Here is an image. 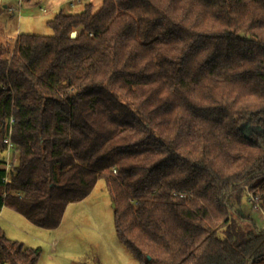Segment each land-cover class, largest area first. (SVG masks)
<instances>
[{
  "label": "trees",
  "instance_id": "16d2710c",
  "mask_svg": "<svg viewBox=\"0 0 264 264\" xmlns=\"http://www.w3.org/2000/svg\"><path fill=\"white\" fill-rule=\"evenodd\" d=\"M88 1L0 43V212L54 229L104 179L140 264H264V0Z\"/></svg>",
  "mask_w": 264,
  "mask_h": 264
},
{
  "label": "rangeland",
  "instance_id": "374dc122",
  "mask_svg": "<svg viewBox=\"0 0 264 264\" xmlns=\"http://www.w3.org/2000/svg\"><path fill=\"white\" fill-rule=\"evenodd\" d=\"M95 9L101 0H90ZM0 0V43H11L21 33L52 35L47 21L59 11L80 12L88 0ZM5 5L14 6L10 13ZM45 8V9H43ZM243 203L241 212L254 218L264 228V212ZM114 202L104 179H99L91 193L79 202L70 203L61 224L54 229L37 227L20 214L4 209L0 227L7 238L25 247L41 249L37 264H140L118 238L114 223Z\"/></svg>",
  "mask_w": 264,
  "mask_h": 264
},
{
  "label": "built area",
  "instance_id": "2783aa9c",
  "mask_svg": "<svg viewBox=\"0 0 264 264\" xmlns=\"http://www.w3.org/2000/svg\"><path fill=\"white\" fill-rule=\"evenodd\" d=\"M82 0H71L70 4L73 7L75 5L76 2H81ZM10 11H13V7H10L9 9ZM13 119H11V123H12ZM10 132H11V128H10ZM4 142L7 144V149L5 151V159H6V168L7 171L12 168L13 166V162L11 161V156H12V150H13V144L10 138V133L7 135V137L4 139ZM113 173L116 174L117 171L116 169H113ZM8 181V177L6 176L4 178V182L6 183Z\"/></svg>",
  "mask_w": 264,
  "mask_h": 264
},
{
  "label": "crops",
  "instance_id": "0c3cea01",
  "mask_svg": "<svg viewBox=\"0 0 264 264\" xmlns=\"http://www.w3.org/2000/svg\"><path fill=\"white\" fill-rule=\"evenodd\" d=\"M7 5H5V7H6ZM43 9H45V8H43ZM4 209H9L10 211H15V210H13L12 208H9V207H7V206H4L3 208H2V210H1V212H0V214H2V211L4 210ZM16 212V211H15ZM18 213V212H17ZM18 214H20V213H18ZM21 215V214H20ZM23 218H25L23 215H21ZM27 220V219H26ZM29 221V220H28ZM33 224V223H32Z\"/></svg>",
  "mask_w": 264,
  "mask_h": 264
},
{
  "label": "water",
  "instance_id": "95a60500",
  "mask_svg": "<svg viewBox=\"0 0 264 264\" xmlns=\"http://www.w3.org/2000/svg\"><path fill=\"white\" fill-rule=\"evenodd\" d=\"M76 35H77V32H76V31H73V32L71 33V36H72V37H75ZM113 205H115V203H114Z\"/></svg>",
  "mask_w": 264,
  "mask_h": 264
}]
</instances>
